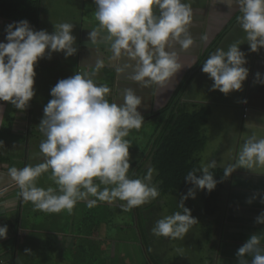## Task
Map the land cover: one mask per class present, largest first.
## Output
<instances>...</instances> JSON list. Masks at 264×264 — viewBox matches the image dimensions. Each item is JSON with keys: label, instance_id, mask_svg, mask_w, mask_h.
Returning <instances> with one entry per match:
<instances>
[{"label": "clouds", "instance_id": "clouds-1", "mask_svg": "<svg viewBox=\"0 0 264 264\" xmlns=\"http://www.w3.org/2000/svg\"><path fill=\"white\" fill-rule=\"evenodd\" d=\"M92 2L96 6L94 17L98 28L88 33V44L97 45L100 35L104 34L112 53L110 59L117 61L118 74L147 88L153 83L170 82L184 66L177 54L167 49L173 41L184 50L193 45L194 38L189 31L192 0ZM228 4L235 5L240 12L237 19L246 34L249 50L256 52L264 48V0H228ZM73 27L71 23H59L49 33L35 30L27 20L5 26V42H0V101L9 102L21 112L29 107L35 95L37 62L42 58L51 59L54 52H62L65 58L76 54ZM240 45L235 42L226 51L217 49L202 64L201 71L212 81L211 90L228 95L242 89L248 69L244 67L247 61ZM122 60L127 62L122 64ZM104 66V60L97 58L91 73L76 72L60 79L50 89L52 98L43 107L39 122V131L45 137L39 145L43 162L8 169L9 179L20 190L18 195L23 201L31 202L36 210L71 214L81 201L89 209L98 203L121 201L124 203L119 207L128 212L159 195L158 188L151 183L153 169L149 168L143 179L128 176L132 144L126 137L130 130H139L145 121L138 111L141 97L133 89L124 88L122 103H110L106 97L111 89L97 85L92 78ZM128 69L131 74L125 75ZM245 127L264 128V125L246 124ZM0 146H4L2 140ZM215 165L211 161L186 174L184 180L192 187L180 197L183 213L178 211L157 220L152 228L154 236L176 239L188 233L197 221L184 207V201L194 199L197 190L210 192L216 187L217 181L209 171ZM237 168L264 174V135L254 131L245 135L235 163L225 168V177ZM49 172V179L56 187L37 186V179ZM256 223L264 224V212L256 217ZM7 230L6 225L0 226V239L6 238ZM235 255L237 264H264L260 237L252 234ZM249 256L250 262L246 259Z\"/></svg>", "mask_w": 264, "mask_h": 264}, {"label": "crops", "instance_id": "crops-1", "mask_svg": "<svg viewBox=\"0 0 264 264\" xmlns=\"http://www.w3.org/2000/svg\"><path fill=\"white\" fill-rule=\"evenodd\" d=\"M93 6L92 0H0V42H5V26L14 21L27 20L35 30L43 29L49 33L54 31L55 25L67 22L74 25L72 35L76 38L74 47L77 48L76 54L68 58L62 52H54L51 59L42 58L37 62L34 67L35 95L25 111L21 112L9 102L0 101V116L3 118L0 119V140L4 142V146H0V226L6 225L8 229L6 238L0 239V264L14 261L24 236L45 231L44 228L31 226L30 218V224L25 225L24 213L27 216L33 209L36 215L40 210L34 209L30 202L23 201L18 195L20 190L9 179L8 169L39 163L34 160L35 151L45 139L39 131V122L43 117V107L52 98L50 89L60 79L76 72L91 73L97 58L103 59L105 66L92 77L95 83L111 89L106 97L110 103H122L123 89H133L141 97L138 111L145 120L142 126L150 123L152 128L156 127L162 116L160 111L165 109L166 114L172 111L170 121L190 116L204 118L188 155L190 163L204 166L202 163L215 161V167L225 170L235 163L246 134L251 135L254 131L257 135H264V128L245 127L246 124L264 125V83L260 82L264 80V48L256 52L249 50L246 34L237 19L240 12L235 5L230 6L228 0H192L189 31L194 38L193 45L184 50L173 41L167 49L175 52L184 66L170 82L164 85L153 83L147 88L116 72L117 61L110 59L112 53L104 34L100 35L97 45L88 44V33L98 28ZM235 42L241 44L240 50L245 53L247 63L244 67L248 69V76L241 90L225 95L211 90L212 81L201 71V67L210 54L217 49L226 51ZM125 62L121 61L122 64ZM257 73L260 74L259 79ZM130 74L131 69H128L125 75ZM178 90L175 109H172L175 103L172 107L168 106ZM148 141L145 140V146ZM219 141L225 146H219ZM211 143L214 149H211ZM148 150L133 159L145 162ZM40 187L47 188L46 185ZM262 197L264 174L237 168L225 177L224 186L217 197V209L220 208L223 214L217 232H212L216 246L211 264H237L235 253L252 234L260 237L261 247H264V224L256 223V217L264 212ZM249 200L251 203H248ZM188 202L191 216L198 225L197 232L193 231L191 235L194 238L198 234L200 240V228L204 226L200 216L206 215L203 214L202 205L193 204V198ZM40 213L44 214L42 211ZM191 230L190 227L189 232ZM60 232L63 233L61 230H51V234ZM205 239H208L206 235ZM183 246L188 250V246ZM184 253L186 255L180 259L184 261L183 264H193L194 260L189 259L191 255L186 250ZM246 259L251 261L250 256Z\"/></svg>", "mask_w": 264, "mask_h": 264}, {"label": "trees", "instance_id": "trees-1", "mask_svg": "<svg viewBox=\"0 0 264 264\" xmlns=\"http://www.w3.org/2000/svg\"><path fill=\"white\" fill-rule=\"evenodd\" d=\"M178 93L179 90L176 92V95L171 100L168 107H172L174 103L172 109L175 107L177 102H175V100L177 99ZM165 110L160 111L162 116H160L157 126H154L153 133L144 150V152H146L149 149L145 162L138 164V160L131 159V168L128 171V176L132 179H143L147 174V170L149 168L153 169L151 183L159 190L157 198L165 199L164 204L168 205L167 211L170 214L178 211L183 213V209L179 207L180 197L186 194L188 189L192 187L191 184L185 182L184 178L189 171L201 168V166L196 165V163H190L188 155L196 140L198 129L202 125L204 118L190 116L187 118H176L170 121L172 111L166 114L167 111ZM148 160L150 161V167L144 168L143 166ZM209 171L214 176L217 184L210 192L206 189L199 190L203 214L206 216L216 212L218 208L217 197L224 186L225 180V170L223 168L213 167L210 168ZM197 175H200V173H197ZM189 199L190 198L184 201V207L188 209L190 208ZM153 205L154 203H150L146 207L150 208ZM154 207V210L157 209L156 206ZM74 208V210L81 213V216H79L78 221L75 217L73 220H68L75 226L74 228L77 229L76 233H73L71 230L68 235L71 240L68 242L70 251L64 254H55L53 260L58 258L61 263L66 264L68 259L75 258L83 260L82 262L85 264H113L112 261H109L107 256L102 257V253L105 251L101 248L99 240L101 237H98L97 230L101 223L108 222V220H111L115 215L114 207H110V205L104 206L98 203L96 207L89 209L86 207L85 202L81 201L78 202ZM127 215L132 219L133 225L138 228L137 231L140 233V239H146L143 245L137 243L141 253L144 251L149 255L148 261L145 260L144 264H155L153 262L154 256L150 252L151 240H149L147 232H145L146 226L144 220L147 218L142 214L141 206L133 208ZM68 221L67 223L69 224ZM61 231L63 232V230ZM210 232L212 234V228ZM33 234L34 233H30V235L24 236L23 242L19 245L16 258L11 264H31L27 252L33 245L31 244L33 241ZM83 243H89V246L85 247ZM25 250L28 251L26 252ZM41 259L43 261L39 260L41 262L37 261L34 264H44L45 260L50 259V255L45 253ZM54 264H58V262L55 261Z\"/></svg>", "mask_w": 264, "mask_h": 264}, {"label": "rangeland", "instance_id": "rangeland-1", "mask_svg": "<svg viewBox=\"0 0 264 264\" xmlns=\"http://www.w3.org/2000/svg\"><path fill=\"white\" fill-rule=\"evenodd\" d=\"M94 8H96L95 4L93 6V9ZM89 11H92V9ZM151 128L152 124L149 123L142 126L139 130H130L129 136L126 137V139L130 140L132 144L129 149L130 160L131 158L133 159L140 156V154L144 152L146 148L145 140L150 139L154 130V128ZM212 145L213 143H211V149H214V146ZM219 146H225V143L219 141ZM215 153H217V151ZM34 160L35 162L39 163L43 162V157L42 155H40L39 149L38 151H35ZM140 162L141 161H139V163ZM204 164L207 165L208 163H202V165ZM143 167L149 168L150 163H145ZM49 176L50 172L44 173L40 178H38L37 186L40 187L41 185H46L47 187H56V185L49 179ZM164 202V198H156L144 205H141L142 214H144V216L147 218L146 220H144L146 226L145 232H147L148 238L149 240H151L150 252L154 256L153 262L155 264H183L184 261L180 259H182L183 255H186L184 253V250H186L188 254L191 255L189 259L194 260L193 264H211L214 258L216 246L213 233L217 232V228L220 225L223 214L222 210L219 208L213 215L204 217L203 215L200 216L201 221H204L201 223L204 226L200 228V240L198 239V234L196 235V237L194 236V238H192L191 235L193 231H196L198 228V225L196 226V223L191 226L192 230L190 232L188 231L189 234H186L183 238L173 239L163 236L156 237L152 233V228L154 227L156 221L163 218L164 216L172 215L167 211L168 205H165ZM121 203L124 202L116 201L113 204H108L106 202L101 203L104 206L110 205V207H114L115 213L111 220H108V222L105 223H101L100 227L97 230L98 237H101L99 238L101 248L105 251L104 253H102V257L107 256L109 261H112L113 264H144L145 260L148 261L149 255L144 251L143 253H141L137 243L143 245L145 244L143 242L146 239H140V233L137 231L138 228L133 225L132 219L129 217V215H127L129 214V211L124 212L119 207ZM150 203H154V205L150 208H147L146 206ZM30 204L32 205L31 202ZM193 204L195 206L197 204L202 205L199 190L196 191L195 198L193 199ZM27 206L29 205L27 204ZM154 206H156L157 209L154 210ZM30 213L31 214H29L28 212L27 216L24 213V220H26L24 222L25 225H29L31 221L33 223V225L31 226L44 228L45 231L42 233H34L32 235L33 241L31 244L33 245L31 248L29 247L30 250L27 252V255H29L30 257L29 262L31 264H34L39 260L43 261L41 258L45 253H47L50 255V259L45 260L44 264H54L55 261H57L58 264H63L58 258H55L56 260H53V257L55 256V254H64L70 251V249L68 248V242H70L71 240L68 235L70 234L71 230L73 233H76L77 229H75V226H73L69 221L70 219L73 220L74 217L78 221L81 213H79V211L77 210H72L71 214H69L67 211H62L60 213L44 212V214H41L39 211L38 214L35 215V210L33 209L32 211H30ZM67 221L69 222V224L67 223ZM197 224H199V222ZM211 228L213 230L212 234L210 232ZM51 230H63V232H65V234L67 235L61 232L51 234ZM205 235L206 237H208L207 241L205 239ZM83 245L85 247H88L89 243H83ZM183 245L188 246L192 250L189 251V248L188 250L185 249ZM181 247L184 250L181 249ZM82 261L83 260L73 258L68 259L66 261V264H85Z\"/></svg>", "mask_w": 264, "mask_h": 264}]
</instances>
